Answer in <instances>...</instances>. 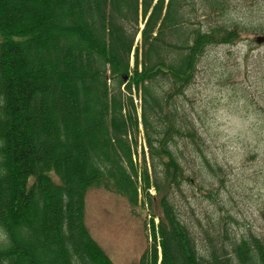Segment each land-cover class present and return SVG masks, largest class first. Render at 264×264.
<instances>
[{"label": "trees", "instance_id": "1", "mask_svg": "<svg viewBox=\"0 0 264 264\" xmlns=\"http://www.w3.org/2000/svg\"><path fill=\"white\" fill-rule=\"evenodd\" d=\"M229 9L230 0H0V264H114L86 225L94 187L132 207L143 194L153 243L138 264H264V239L252 234L205 232L201 249L172 196L192 182L179 141L200 149L175 100L208 49L244 34L196 21Z\"/></svg>", "mask_w": 264, "mask_h": 264}, {"label": "rangeland", "instance_id": "2", "mask_svg": "<svg viewBox=\"0 0 264 264\" xmlns=\"http://www.w3.org/2000/svg\"><path fill=\"white\" fill-rule=\"evenodd\" d=\"M199 17L197 27L239 26L244 31L234 45L208 49L192 85L175 100L180 120L194 129L200 149L190 139L179 141L180 161L192 182L184 183L173 201L205 249V232L217 229L213 237L218 241L225 233L232 239L249 234L264 239V44L255 41L264 36V0H230L226 14ZM140 96L134 92L139 117ZM136 135L135 161L141 166L145 153L149 164L143 125ZM150 194L157 199L154 189ZM139 201L132 207L104 187L86 196V225L114 264H138L153 243L150 207L144 206L143 194ZM153 212L159 213L158 199Z\"/></svg>", "mask_w": 264, "mask_h": 264}, {"label": "water", "instance_id": "3", "mask_svg": "<svg viewBox=\"0 0 264 264\" xmlns=\"http://www.w3.org/2000/svg\"><path fill=\"white\" fill-rule=\"evenodd\" d=\"M255 41H256L257 45H262V44H264V36H259V37H257ZM125 79H126V78H125Z\"/></svg>", "mask_w": 264, "mask_h": 264}]
</instances>
